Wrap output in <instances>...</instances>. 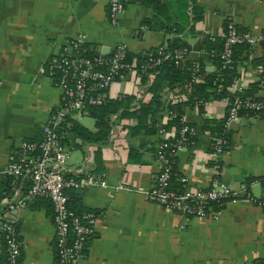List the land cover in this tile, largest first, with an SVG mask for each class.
<instances>
[{"label": "crops", "instance_id": "crops-1", "mask_svg": "<svg viewBox=\"0 0 264 264\" xmlns=\"http://www.w3.org/2000/svg\"><path fill=\"white\" fill-rule=\"evenodd\" d=\"M106 1L0 0V167L15 157L19 141L39 138L41 124L58 103L46 63L78 33L86 35L92 53L122 43L130 58H137L172 35L180 36L184 44H192L201 34L204 39L209 34L220 38L228 20L251 33L264 27V0H193L201 8V16L193 21L190 0H160V7L127 1L114 25L107 21ZM185 46L186 59H197L206 77L215 62L203 50V42L195 49ZM262 55L261 45L236 47L234 76L242 92L253 82L256 88L251 94L261 92L256 67ZM131 79L132 87L121 90L122 80ZM141 79L129 74L116 77L105 91L106 99L131 96L128 108L135 109L137 102L148 97L145 84L149 78ZM158 93L163 107L180 102V114L195 128L190 145L177 151L174 166L186 176L187 187H203L213 165L209 156L212 133L204 125H221L226 102L210 96L204 106L193 107L190 90L177 83H164ZM119 110L110 114L108 135L99 144L67 130L73 122L94 130L88 112L69 114L63 121L65 129H60L61 142L68 149L64 164L69 173L102 175L107 182L106 186H81L79 192L68 189L75 211L95 213L84 255L75 264H255L264 260V208L257 204L229 198L216 217L188 216L180 227L178 212L139 191L154 182L159 170L155 145L165 135L155 125L151 131L146 126L131 129L138 123L136 117L120 116ZM165 111L158 107L156 116L160 114L163 120ZM84 117L90 119L88 123L82 122ZM226 135L228 142L219 160L221 179L232 188H245L264 198V113L239 115L228 123ZM28 183L27 173L16 178L0 174V213L13 220L22 242L17 264H57L48 199L36 197L15 206ZM117 183L128 188H114ZM4 261L0 234V264Z\"/></svg>", "mask_w": 264, "mask_h": 264}, {"label": "built area", "instance_id": "built-area-1", "mask_svg": "<svg viewBox=\"0 0 264 264\" xmlns=\"http://www.w3.org/2000/svg\"><path fill=\"white\" fill-rule=\"evenodd\" d=\"M138 0H107L106 18L114 25L125 2ZM213 41L215 36L208 35ZM86 35L78 33L66 43L59 52L46 63L48 75L58 91V103L48 113L39 129L36 140H21L16 155L0 167V174L14 178L27 173L29 183L15 202L16 207L24 206L36 197H45L51 205V221L54 229V249L57 264H75L84 255V244L95 219L91 210L75 211L68 205V189L85 185L106 186L107 182L101 175L89 172L74 176L64 164L68 155L62 142L60 128L69 114L88 112L87 108L100 105L106 98V89L116 77L129 74L152 76L164 60L171 59L175 64H183L186 60V46H168L161 43L153 53L143 58H128L127 49L122 43L115 44L107 53H88ZM219 50L203 48L211 57L217 56L211 71L220 78L222 71L232 67L233 46L244 44L248 47L261 45L264 57V27L258 33L239 29L232 21L225 22L221 33ZM189 82L196 83L205 78V69L197 59H190ZM260 73L257 95H242L241 85L233 76L225 86L230 92L228 96H220L226 102V112L221 122V134H210L209 156L212 159V175L205 186L187 187V178L175 169L176 153L180 148L190 145L195 134L193 125L187 123L179 114V127L172 132L170 129L154 125L164 137L155 145V159L159 166L154 182L147 188L140 189L149 200L155 201L165 209L181 215L180 227L184 226L188 216L216 217L219 207L225 199L243 198L264 208V198H257L245 188H232L220 177V155L227 144L226 130L228 123L248 112L264 110V65L256 67ZM216 80L212 79L214 83ZM219 87V85H218ZM219 89V88H218ZM206 98H194L193 107L204 106ZM175 115L174 111H165L164 119ZM167 134V135H166ZM181 185V189L173 187L171 177ZM114 188H128L117 183ZM214 205L216 208H213ZM0 234L4 244V264H17L21 248L19 237L13 220L6 213H0ZM256 264H264L258 260Z\"/></svg>", "mask_w": 264, "mask_h": 264}, {"label": "trees", "instance_id": "trees-1", "mask_svg": "<svg viewBox=\"0 0 264 264\" xmlns=\"http://www.w3.org/2000/svg\"><path fill=\"white\" fill-rule=\"evenodd\" d=\"M141 2H145L147 4H152L153 6H162L160 3V0H138ZM190 3H192V6L190 8L192 21L195 19H198L201 16V8L193 3V0H190ZM181 29V28H180ZM240 29V28H239ZM179 31V29H178ZM189 31H193L192 25L189 26ZM221 37L216 38L213 41H210L208 38L205 37L203 41L204 48H213L214 51L219 50L221 46ZM166 44L168 46H185L184 42L182 41L181 37L178 35H172L170 38H168ZM244 44H236L233 46V52L235 58V50L237 46H242ZM247 46V45H244ZM155 51V47L149 50V53H153ZM88 53H91V51L88 50ZM147 54V53H146ZM139 55L137 58H143L146 56ZM128 58L130 56L127 54ZM189 60L186 59L183 64H175L173 60L168 59L161 62V64L156 67L155 72L153 73L152 77L149 78V80L146 81V77L143 75L141 76V81H146L145 84V91L148 92V97H146L144 100H140L137 102V107L135 109H129L128 103L132 99L131 96H125L121 98L116 99H106L100 104L96 106L88 107V113L90 116L94 119L95 129L89 130L86 129L84 126L77 122H73L69 127H67V130L71 131V133L78 134L81 138L88 140L89 142H92L94 144H99V142H102L106 139L108 135V119L112 112H115L116 110H119L120 116H127V117H136L138 123L137 125H134L131 127V129L135 130L139 128L140 126H146L147 131H151V129L154 128V122L158 119V124L164 126L167 129H173L176 130L179 127V114L181 112V103H170L168 105H165L163 107L162 103L163 101L160 98L159 89L164 84L167 83L168 85L177 83L181 85L184 88H188L190 90V97L192 99L194 98H208V97H219L222 95L228 96L230 92L225 89V86L231 82L232 77L235 75V69H234V63L232 64L231 68L224 69L222 71V74L220 78L215 77V72L211 71L209 74L204 78L203 81L192 83L189 82ZM213 60L216 63L217 62V56H213ZM234 61V60H233ZM261 62V65H264V57L261 56V60H258ZM212 79H215L216 81L214 83L211 82ZM261 79L259 78L257 86L259 87V82ZM219 85V87H218ZM219 88V89H218ZM256 88L255 83H251L248 90L242 92V95H250L251 91ZM188 100V99H187ZM158 107L165 108L166 111H174L175 115L170 117L169 119H163L160 117V114L156 116V110ZM250 114H262L264 113V110L258 111V112H248ZM149 114V117L147 116ZM144 122L145 124H143ZM188 123V122H187ZM214 124V125H213ZM206 123L204 126H207L210 130V133L212 135L221 134V125L216 123ZM62 129H65L62 124ZM61 129V128H60ZM227 133V130H226ZM66 137V134L64 135ZM63 140V136L61 138ZM227 142H228V136H227ZM172 185L173 187H176L177 189H181V185L178 181L175 180L174 176L171 177ZM68 193V190H67ZM227 200V199H225ZM224 200V201H225ZM224 203V202H223ZM223 203L217 207L221 208ZM68 205L72 208L73 206L69 204ZM213 208H216L214 205H212ZM2 236V235H1ZM257 262V261H256ZM256 264V263H255Z\"/></svg>", "mask_w": 264, "mask_h": 264}, {"label": "water", "instance_id": "water-1", "mask_svg": "<svg viewBox=\"0 0 264 264\" xmlns=\"http://www.w3.org/2000/svg\"><path fill=\"white\" fill-rule=\"evenodd\" d=\"M203 41H204V36H203V34H201V36L199 38H197L192 44H189V43H186V42H185V44L187 46H190L191 49H195L198 46H200ZM108 51H110V48H107L106 49V47H105V51L104 52L107 53ZM3 175L8 176L7 174H3ZM76 191L79 192L80 189L79 188H76Z\"/></svg>", "mask_w": 264, "mask_h": 264}, {"label": "rangeland", "instance_id": "rangeland-1", "mask_svg": "<svg viewBox=\"0 0 264 264\" xmlns=\"http://www.w3.org/2000/svg\"><path fill=\"white\" fill-rule=\"evenodd\" d=\"M121 84H122V89L121 90L125 91V90H128V89H130L132 87L133 82H132V79L131 80H127L125 82L122 80ZM81 120H82L83 123H86V122L88 123L90 119L84 117V118H81Z\"/></svg>", "mask_w": 264, "mask_h": 264}]
</instances>
